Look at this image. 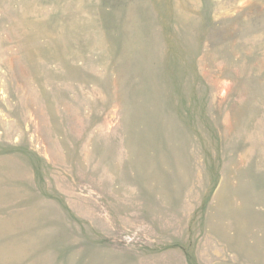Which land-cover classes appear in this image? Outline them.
<instances>
[{
  "label": "rangeland",
  "instance_id": "374dc122",
  "mask_svg": "<svg viewBox=\"0 0 264 264\" xmlns=\"http://www.w3.org/2000/svg\"><path fill=\"white\" fill-rule=\"evenodd\" d=\"M0 264H264V0H0Z\"/></svg>",
  "mask_w": 264,
  "mask_h": 264
}]
</instances>
